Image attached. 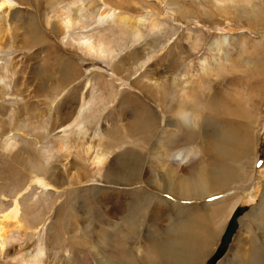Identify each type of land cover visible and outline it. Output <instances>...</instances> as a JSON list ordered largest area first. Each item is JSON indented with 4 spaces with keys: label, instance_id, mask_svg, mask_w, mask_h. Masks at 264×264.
<instances>
[{
    "label": "rangeland",
    "instance_id": "1",
    "mask_svg": "<svg viewBox=\"0 0 264 264\" xmlns=\"http://www.w3.org/2000/svg\"><path fill=\"white\" fill-rule=\"evenodd\" d=\"M5 1L11 7L0 11V220L19 197L18 215L27 229L8 224L12 238L0 248V264H22L40 246L44 254L36 264H98L101 231L110 227L108 237L115 240L116 234L129 233L132 219L140 228L126 245L137 264H164L157 243L186 232L184 228L195 232L198 239L188 238L189 243L200 248L190 264H206L230 219L213 212L218 207L225 212L223 203L239 196V204L248 209L217 264H264V0L222 5L216 0H82L91 16L106 3L144 18L143 44L160 49L144 67L143 44L127 42L110 58L88 55L72 44L80 30H67L61 21L70 0ZM152 16L163 22L155 34L150 33ZM221 35L228 36L227 45L214 67L217 73L206 75L211 87L204 89L200 63L211 56ZM183 85L197 87V103L186 105L189 127L179 114ZM83 97L91 100L82 123L85 143H102L111 151L101 168L103 178L94 176L84 141L74 133L62 140ZM170 130L176 132L177 147L187 153L186 163L171 158V152L166 156ZM233 133L241 138L242 159L224 157L218 150L217 138ZM8 136H14V147L4 146ZM41 148L49 155H42ZM125 150L132 152L128 159L138 157V176L108 178ZM29 162H36L52 186L27 190ZM214 162L238 180L199 195L192 177L211 171ZM104 249L110 254L113 246Z\"/></svg>",
    "mask_w": 264,
    "mask_h": 264
},
{
    "label": "bare ground",
    "instance_id": "2",
    "mask_svg": "<svg viewBox=\"0 0 264 264\" xmlns=\"http://www.w3.org/2000/svg\"><path fill=\"white\" fill-rule=\"evenodd\" d=\"M231 1L235 2V0H216V3L222 5V4H226V2L231 3ZM103 4L105 6L99 9L100 11L96 16L93 15L91 16V13L88 12L87 8H85L87 6L83 5L82 0H70V2L67 5L63 6V10L61 12V21L63 22L65 28L67 30L76 29V28L80 30L79 33L76 35V37H73L72 44L78 43V45L80 46L81 50L84 53L88 55L97 56L100 58H108V57L110 58L111 56H116L119 52L118 48L122 51L127 45V42L132 43L133 46L138 44H143V41H145L146 38L145 34L141 29L142 21L144 20V18L143 17L137 18L131 15L130 13L128 14L126 11H117L118 8L113 7L112 5L106 3ZM5 7H11V4H9L5 0H0V11ZM162 16L165 18L167 17V15H162ZM156 17L157 16H152L149 19L151 34H155L163 26L162 24L163 22H159L158 20L154 19ZM107 32H111V34L115 36L112 37L114 39L109 38ZM227 40H228L227 35H221L219 38H216L210 49L211 56H204L202 62L200 63V65L202 66V75H203L201 76L200 80L203 83V85L202 83L201 85L202 87L204 86V89L205 88L208 89L209 85L211 84V81H207L206 77L212 75L213 73L215 74L217 73L214 67L217 65V63H219L221 59L225 45H227ZM194 44L196 48L198 45L196 42ZM143 46L144 47L142 49L143 51L141 54L142 60L140 62L141 67L146 66L156 55L155 52H158L160 50V49L156 50L155 47H153L154 45L149 43L143 44ZM0 51H1V47H0ZM70 73L68 75H70ZM1 78L2 77H0V79ZM67 79L69 80V78ZM67 79L65 78V80ZM90 83L91 82L89 81L87 83V86ZM175 83H176L175 80H172V85H176ZM155 85L158 87L159 83H156ZM195 88L197 87H194V90H188L183 85V87L180 90V97L182 98L183 107L180 109L179 114H181L180 116L183 120V124H185L187 127L191 126L192 121H191V117L189 116L190 114L186 109V105L188 104L192 106L193 103L197 101ZM90 105H91V100H87L86 97H83L79 112L71 119V121L63 129L64 133L66 132L68 133L65 134L62 140L68 139L71 133L72 134L74 133L75 136H77V138L80 140V143L81 141H84L83 143L84 147L82 150L84 151L85 155L90 157L89 162L94 169L93 173L97 179L99 177H102L101 168L107 163L111 155V151L107 149V147L102 143H98L97 146H94L92 142L87 144L85 143L87 132L83 128L82 123L85 117L84 112L88 110L87 108ZM142 116L144 117V114H142ZM175 134H176L175 131L170 130L166 136L168 140L167 149H169L166 151V156H169L168 153L171 152L170 153L171 158L179 161V163L181 164L186 163L187 153L182 148L177 147L178 138L175 136ZM13 137L14 136L12 137L8 136L7 139L5 140L4 146H6V148L14 147L15 144L12 141L15 140H12ZM217 145H218V150L221 151L224 157L227 156L236 157L237 159H242L245 157L242 151L241 138L237 136L236 133L229 135L227 134L226 136H224V138L218 137ZM64 146H65V141H62L61 145L58 147L59 150H63ZM212 146H213V142L212 140H209L207 142V149L209 153L211 152L213 154ZM40 152L44 156L48 154L47 149L41 148ZM131 153H132L131 150H125L121 155H119L118 162L120 163L116 164L115 166L114 165L111 166V171L110 174L108 175V178L117 181L122 178L131 180L135 177L136 174L138 176L139 174V166H138L139 162L137 160L138 157L128 159L129 157L133 156ZM67 154L69 155L70 153ZM136 160H137V166L135 164ZM29 163L32 172L29 176V184L27 185V190L33 185H40L44 188L52 186V184L45 179L43 174H41L43 172L40 173V170H37L36 162H29ZM192 178L194 180L193 184L195 185L194 191L197 192L199 195H201L202 193H209L210 191L212 192L216 189H219L221 186L234 183L236 179L238 180V177H236L234 173L230 172L228 168L222 166L218 167L215 162L212 163L211 171L203 170L198 175ZM198 182L200 188L197 187ZM25 183L27 182L25 181ZM171 186H172V182H170V187ZM23 187L24 184L22 187L20 186L21 189ZM233 198H235V196ZM241 199H242L241 196H239L235 201H231L230 198V202L228 204L226 201H225L226 204L223 203L225 207V212L222 211L223 208L221 209V207H218L213 212V214L214 215L219 214V216L224 217V220H227L228 218H230L234 209L239 204ZM20 208H22L21 200H19V197H16L14 199L13 207H10V209L8 208L7 211L2 215V219L0 220L1 251L5 249L8 242L12 238L11 230H8L6 228L11 221L15 222L17 225L21 224L20 227H24L23 228L24 230L27 229L25 228V224L23 222L24 219H21L20 216L18 215ZM166 211H167L166 208L161 209V213H166ZM33 221L34 220H31V223H33ZM132 221L133 223L131 224V226L128 227L129 233H124L121 236L116 234L115 237H113L115 240H111L108 237L107 232L110 227H107V231L104 230L101 231V235H99V237L97 238L98 264H137L138 263L137 258L134 256L132 252L133 249H131V247H128L126 245L128 239L130 240L131 238H133V236L137 235L138 230L140 228V222H137L136 219H132ZM117 227L118 226L115 224L112 226V229L114 230V228L116 229ZM190 227H193L192 223H190ZM184 229L186 230V232L183 231L180 232L178 235L174 234L171 237L166 236L163 240H160L157 243L158 247L161 250L159 255L163 256L164 258V264H190L196 253H198L200 249L198 244L195 242L196 245H190L188 239L190 238L191 241L194 242L196 241L195 239H198L197 235L192 229H190L189 234L187 233V229L186 228ZM111 241L114 242V245H110ZM108 245L113 246L112 252L110 254L106 251V249H104V247H107ZM102 251H104L103 254L101 253ZM43 254H44V248L40 246L37 252L33 256H31V259L22 261V264L39 263L42 260Z\"/></svg>",
    "mask_w": 264,
    "mask_h": 264
},
{
    "label": "water",
    "instance_id": "3",
    "mask_svg": "<svg viewBox=\"0 0 264 264\" xmlns=\"http://www.w3.org/2000/svg\"><path fill=\"white\" fill-rule=\"evenodd\" d=\"M247 209L248 206H242L240 204L236 206L222 235L219 246L207 260L206 264H217V262L226 254L239 229V217L243 215Z\"/></svg>",
    "mask_w": 264,
    "mask_h": 264
}]
</instances>
